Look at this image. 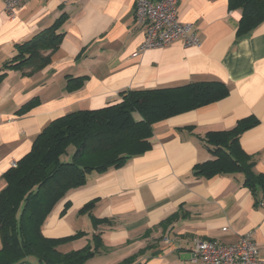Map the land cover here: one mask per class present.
I'll return each instance as SVG.
<instances>
[{"label": "crops", "instance_id": "1", "mask_svg": "<svg viewBox=\"0 0 264 264\" xmlns=\"http://www.w3.org/2000/svg\"><path fill=\"white\" fill-rule=\"evenodd\" d=\"M135 1L25 0L13 16L0 1V68L15 55L16 44L64 15L62 41L50 63L30 75L8 70L0 81V191L3 174L53 120L119 103L128 90L218 81L229 89L225 98L152 124L149 149L121 167L89 173L84 186L56 204L42 235L86 234L59 246L62 253L100 235V251L84 264H200L191 259L196 240L230 244L251 233L264 264L261 189L245 187L241 174H193L196 165L213 159L203 141L206 133L230 131L254 118L257 123L238 142L254 172L264 175V21L238 38L241 13L228 0H180L177 19L192 24L199 45L176 40L140 50L144 31L134 18ZM78 77H85L82 85L68 90V79ZM88 203L92 207L80 213ZM92 218L102 223L94 228Z\"/></svg>", "mask_w": 264, "mask_h": 264}, {"label": "trees", "instance_id": "2", "mask_svg": "<svg viewBox=\"0 0 264 264\" xmlns=\"http://www.w3.org/2000/svg\"><path fill=\"white\" fill-rule=\"evenodd\" d=\"M241 18L237 37L245 38L264 21V0H228ZM62 14L50 26L31 39L15 45V55L0 68V81L8 70L30 75L50 63L63 34L58 30ZM26 71V72H25ZM85 77L69 78L67 89H78ZM229 93L218 81L190 83L179 87L128 90L120 102L98 110L68 113L50 122L35 137L30 151L2 178L0 191V264H84L102 247L100 235H93L84 247L62 253L58 247L84 237V232L60 239L42 235V226L56 204L70 190L86 184L89 173H103L123 166L130 158L146 152L152 135V124L213 104ZM35 104L26 103L22 110ZM138 114L140 121L133 115ZM254 118L241 120L230 131L208 132L203 141L212 160L194 167L193 174L212 178L223 174H241L243 185L264 197V175L254 172V162L239 146V135L253 127ZM68 145L74 152L69 162L60 161ZM67 207V204L66 206ZM92 207L86 204L79 212ZM95 228L101 221L92 218Z\"/></svg>", "mask_w": 264, "mask_h": 264}, {"label": "built area", "instance_id": "3", "mask_svg": "<svg viewBox=\"0 0 264 264\" xmlns=\"http://www.w3.org/2000/svg\"><path fill=\"white\" fill-rule=\"evenodd\" d=\"M4 12L13 16L25 0H0ZM180 0H136L134 18L144 31L140 50L160 48L179 40L183 46H197L199 39L192 24L177 19ZM225 230V229H224ZM192 262L200 264H260L259 253L251 233L240 235L235 242L222 244L196 240L192 248Z\"/></svg>", "mask_w": 264, "mask_h": 264}, {"label": "rangeland", "instance_id": "4", "mask_svg": "<svg viewBox=\"0 0 264 264\" xmlns=\"http://www.w3.org/2000/svg\"><path fill=\"white\" fill-rule=\"evenodd\" d=\"M74 146L73 145H68L66 147L65 152L60 156V161L63 163L69 162L71 160V156L74 152Z\"/></svg>", "mask_w": 264, "mask_h": 264}]
</instances>
